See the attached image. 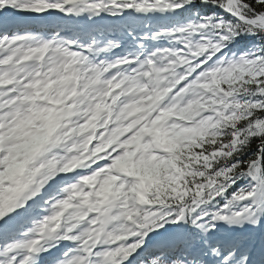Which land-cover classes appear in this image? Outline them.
Listing matches in <instances>:
<instances>
[{"label": "snow or ice", "instance_id": "snow-or-ice-1", "mask_svg": "<svg viewBox=\"0 0 264 264\" xmlns=\"http://www.w3.org/2000/svg\"><path fill=\"white\" fill-rule=\"evenodd\" d=\"M0 264H264V0H0Z\"/></svg>", "mask_w": 264, "mask_h": 264}]
</instances>
